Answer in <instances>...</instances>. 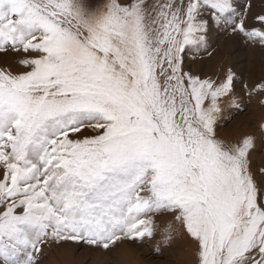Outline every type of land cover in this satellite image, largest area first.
I'll return each mask as SVG.
<instances>
[{
    "label": "snow or ice",
    "instance_id": "1",
    "mask_svg": "<svg viewBox=\"0 0 264 264\" xmlns=\"http://www.w3.org/2000/svg\"><path fill=\"white\" fill-rule=\"evenodd\" d=\"M221 35L264 48V0H0V264L177 238L264 264V123L219 133L264 71L205 74Z\"/></svg>",
    "mask_w": 264,
    "mask_h": 264
},
{
    "label": "rangeland",
    "instance_id": "2",
    "mask_svg": "<svg viewBox=\"0 0 264 264\" xmlns=\"http://www.w3.org/2000/svg\"><path fill=\"white\" fill-rule=\"evenodd\" d=\"M226 41L227 37L224 35L215 40L217 53L214 54V58L216 59L210 62L211 59L205 56L203 61L205 74H212L214 68L218 72L221 57L225 54L228 56L229 63L236 66L238 77L245 82L250 81L253 71L257 75L264 71V48H261L259 44L236 41L226 48ZM212 63L214 67L208 69L206 65ZM228 115L232 117L231 121L222 122L224 126L219 129L222 137L230 139L235 133H254L258 139L261 137L260 126L264 123V108L252 104L248 105L245 111L233 110ZM252 163L254 168L264 167V148L254 153ZM195 261L196 255L187 239L177 238L173 247L165 250L162 255L154 254L147 245L125 247L107 253L93 251L86 246L53 247L48 252L46 264H195Z\"/></svg>",
    "mask_w": 264,
    "mask_h": 264
},
{
    "label": "bare ground",
    "instance_id": "3",
    "mask_svg": "<svg viewBox=\"0 0 264 264\" xmlns=\"http://www.w3.org/2000/svg\"><path fill=\"white\" fill-rule=\"evenodd\" d=\"M215 59L216 58H214V59H211V61L210 62H212V61H215ZM260 65V64H259ZM206 67L208 68V69H211V68H213L214 67V63H212V64H207L206 65ZM260 69V68H259Z\"/></svg>",
    "mask_w": 264,
    "mask_h": 264
}]
</instances>
